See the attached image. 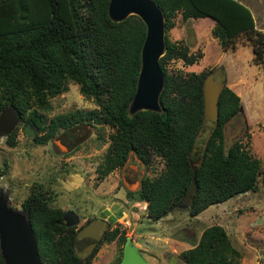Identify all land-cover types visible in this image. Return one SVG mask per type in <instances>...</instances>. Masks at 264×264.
Segmentation results:
<instances>
[{"label":"trees","instance_id":"trees-1","mask_svg":"<svg viewBox=\"0 0 264 264\" xmlns=\"http://www.w3.org/2000/svg\"><path fill=\"white\" fill-rule=\"evenodd\" d=\"M152 1L164 17L161 112L129 114L146 25L134 14L119 22L111 20L110 0H0V112L13 106L20 113V124L34 125L33 141L39 144L83 122L109 127V145L96 168L98 178L122 168L131 155L146 168L159 158L164 169L157 176H143L136 192L137 201L146 204V216L160 220L182 208L195 217L211 205L257 191L264 166L242 141L225 146L224 125L241 107L239 95L228 86L218 98L217 120L199 164H193L196 140L205 126L203 85L211 72L170 73L166 67L170 60L192 65L201 53H189L188 44L172 41L168 31L178 14L183 20L210 18L211 33L222 50L234 49L236 41L243 39L252 48V63L259 67L264 65V32L239 0ZM70 83L96 107L47 117L51 99L66 92ZM17 131L16 126L6 136L10 147L17 144ZM6 168L5 163L0 177ZM191 194L192 204L180 206ZM128 195L132 197L131 192ZM50 203V192L39 184L20 204L29 216L42 264H90L103 242L124 244L126 232L116 225L82 257L76 248L78 229L66 226L64 211ZM121 256L122 249L113 264ZM179 257L184 264H240L242 253L224 227L213 224ZM0 264H5L1 253Z\"/></svg>","mask_w":264,"mask_h":264},{"label":"rangeland","instance_id":"rangeland-1","mask_svg":"<svg viewBox=\"0 0 264 264\" xmlns=\"http://www.w3.org/2000/svg\"><path fill=\"white\" fill-rule=\"evenodd\" d=\"M239 1L250 8L258 25H264V0ZM174 21L168 31L170 39L186 42L189 53L199 52L201 57L192 65L172 59L166 65L168 71L186 74L209 70L216 79L223 74L225 86L241 101L240 111L224 125L225 146L242 141L264 166V65L252 63V48L243 39L236 41L234 49L222 50L211 33L214 22L210 18L183 20L178 14ZM51 106L47 117L96 107L73 83L66 92L51 99ZM28 125L18 123L16 146L6 144V136L0 140V170L7 164L0 184L6 187L13 209H22L20 204L32 187L42 184L50 192L52 206L76 215L78 231L92 219H104L107 230L118 225L140 247L149 264H184L179 257L181 251L190 248L203 229L213 224L224 227L240 250V264H264V176L257 191L211 205L195 217L181 208L152 221L146 216V204L137 201L136 192L140 175L154 177L164 169L159 158L145 169L131 155L125 168L114 169L99 179L96 168L109 145V127L83 122L39 144L33 141L34 125ZM210 128L211 120L207 118L192 154L195 166ZM125 220L130 221V227L124 226ZM122 246L117 240L103 242L90 264H113ZM87 247L78 239L76 248L81 256H85Z\"/></svg>","mask_w":264,"mask_h":264},{"label":"water","instance_id":"water-1","mask_svg":"<svg viewBox=\"0 0 264 264\" xmlns=\"http://www.w3.org/2000/svg\"><path fill=\"white\" fill-rule=\"evenodd\" d=\"M132 14L139 16L145 23L146 36L141 49V67L136 90L128 111L130 115L140 110L161 112L159 95L164 86V74L159 66V58L163 55L165 46L163 13L152 0H110L108 15L111 20L119 22ZM225 80L223 74L216 79L213 73H209L204 80V123L207 118L211 120L207 137L217 120V103L225 86ZM20 117V113L11 105L0 112V140L15 129ZM206 142L207 138L203 149ZM194 190L193 188L192 193ZM192 201L191 194L182 200L180 206L188 207ZM70 215L71 211H66L63 215L62 220L66 226H72L79 220L77 218L75 221H70L72 219ZM103 227L104 219H92L78 231L77 241L80 239L88 245L85 256L90 254L101 240L104 234ZM0 253L5 264H42L29 216L23 209L11 207L9 193L4 186L0 189ZM117 264H149V262L143 256L140 247L127 237L122 247L121 259Z\"/></svg>","mask_w":264,"mask_h":264},{"label":"flooded vegetation","instance_id":"flooded-vegetation-1","mask_svg":"<svg viewBox=\"0 0 264 264\" xmlns=\"http://www.w3.org/2000/svg\"><path fill=\"white\" fill-rule=\"evenodd\" d=\"M130 158H131V156L129 157V159H128V161L130 160ZM139 160V159H138ZM140 161V160H139ZM141 162V161H140ZM142 163V162H141ZM142 165H143V167L145 168V169H147L146 168V166H144V164L142 163ZM127 166V163L122 167V168H125ZM145 176V175H144ZM142 177H143V175H140V177H139V180H138V185H139V187H140V180L142 179ZM138 187V188H139ZM71 217H72V219H70V221H75L76 219H77V217H76V215L71 211V215H70ZM78 222H79V220H78ZM77 222V223H78ZM76 223V224H77ZM75 223H74V225H72V226H75L76 225ZM106 225L108 226V223H106L105 221H104V227H103V229H102V232H106V230H107V228H106ZM83 228V227H82ZM84 243H86L85 241H83ZM98 245V244H97ZM96 245V246H97ZM95 249V248H94Z\"/></svg>","mask_w":264,"mask_h":264},{"label":"crops","instance_id":"crops-1","mask_svg":"<svg viewBox=\"0 0 264 264\" xmlns=\"http://www.w3.org/2000/svg\"><path fill=\"white\" fill-rule=\"evenodd\" d=\"M256 27L264 32V25H258V24L256 23ZM262 74H263V76H264V67L262 68ZM126 202H127V201H126Z\"/></svg>","mask_w":264,"mask_h":264},{"label":"built area","instance_id":"built-area-1","mask_svg":"<svg viewBox=\"0 0 264 264\" xmlns=\"http://www.w3.org/2000/svg\"><path fill=\"white\" fill-rule=\"evenodd\" d=\"M123 224L125 227H130V225H131L129 220L123 221Z\"/></svg>","mask_w":264,"mask_h":264}]
</instances>
